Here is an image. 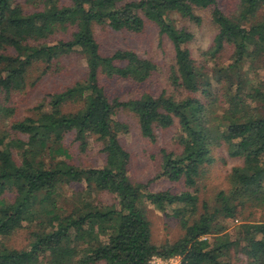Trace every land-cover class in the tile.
Instances as JSON below:
<instances>
[{
    "label": "trees",
    "instance_id": "16d2710c",
    "mask_svg": "<svg viewBox=\"0 0 264 264\" xmlns=\"http://www.w3.org/2000/svg\"><path fill=\"white\" fill-rule=\"evenodd\" d=\"M27 1L36 9L0 0V264H153L154 257L175 256L183 264H232L234 248L248 264H264V220L240 218L246 206L264 207V0H234L230 10L219 0ZM197 9L209 10L219 28L207 54L226 52L211 66L198 63L189 47L194 34L172 19L180 14L200 23ZM147 22L174 47V91L112 97L105 81L145 83L159 66L132 49L103 54L94 27L140 33ZM73 53L86 61L83 76L17 116L16 91L58 70ZM121 109L136 115L152 141L158 128L179 124L182 150L162 151L157 176L180 182L179 191H152L150 181L131 179ZM90 136L103 145L104 165L73 160L71 142L85 149ZM223 146L242 163L228 174L229 188L200 206V179L214 148ZM103 191L116 201L96 202L93 194ZM149 205L163 212L173 207L183 235L154 243ZM229 220L239 222L234 235ZM26 227L28 249L2 241Z\"/></svg>",
    "mask_w": 264,
    "mask_h": 264
},
{
    "label": "rangeland",
    "instance_id": "374dc122",
    "mask_svg": "<svg viewBox=\"0 0 264 264\" xmlns=\"http://www.w3.org/2000/svg\"><path fill=\"white\" fill-rule=\"evenodd\" d=\"M22 6L27 10L36 9V4L27 0H19ZM220 6L225 10H230L229 5L234 0H219ZM197 13L202 17L200 23L194 22L180 14H173L172 19L180 27L188 28L194 37L189 44L194 58L198 63L211 66L214 64L213 59H219L226 55L207 54L213 44L214 38L218 33V26L213 22L210 11L207 9H197ZM94 32L100 49L103 54H112L119 49H132L145 58L154 60L159 70L145 83H137L125 79L107 80L106 89L110 96L120 97L127 100L139 96L145 90H150L156 94L167 90L173 93L174 89L170 85L169 76L175 64V51L171 41L161 33L159 27L153 22H147L146 28L140 33L129 31H116L106 25H96ZM227 51V50H226ZM86 65L84 57L78 53L65 56L59 61V69H54L38 81L34 86L30 84L14 95L18 107L17 116L24 117L33 113L36 104L53 90H61L67 85L72 84L75 80L83 76V69ZM36 75L38 72L36 71ZM117 118L123 121L127 129L120 133V140L124 147L131 154V164L129 175L134 182L147 183L150 181L149 189L152 191L171 189L179 191L183 185L180 182L169 180L161 176L157 177L162 166V151L164 149L180 152L182 147L179 143L180 127L179 124L156 130L157 137L155 141L144 137L141 133L140 125L136 115L128 109H121L117 112ZM69 141H73V136H69ZM87 147L82 149L77 142H71V152L73 160L78 165L83 166H101L105 163V154L102 151V143L96 136L87 138ZM214 160L205 169L204 176L199 182L198 195L199 204L205 200L213 203L215 195L229 188L228 174L234 166L240 165L242 159L233 157L229 154L227 147H215L213 150ZM72 189L66 188L69 194ZM103 204H113L116 201L114 194L109 192H98L93 194V199ZM69 210V205L67 206ZM173 213V207H168L167 212H163L153 205H149L148 218L151 224L152 240L156 244L166 241L173 242L180 238L184 229L177 217L170 215ZM244 220H264V207L246 206L241 215ZM239 218V219H240ZM229 230L234 235L235 225L238 221H228ZM31 228L26 227L12 236L3 238L2 241L13 246L16 249H28L32 241ZM232 264H248L247 256L237 249L230 252ZM174 260L175 263L181 264L180 256ZM173 257V258H175Z\"/></svg>",
    "mask_w": 264,
    "mask_h": 264
},
{
    "label": "built area",
    "instance_id": "2783aa9c",
    "mask_svg": "<svg viewBox=\"0 0 264 264\" xmlns=\"http://www.w3.org/2000/svg\"><path fill=\"white\" fill-rule=\"evenodd\" d=\"M176 259H177V257H175V258L172 257L169 259H163L161 257H154L152 259V263L153 264H177L174 262V260H176ZM181 264H183V263H181Z\"/></svg>",
    "mask_w": 264,
    "mask_h": 264
}]
</instances>
